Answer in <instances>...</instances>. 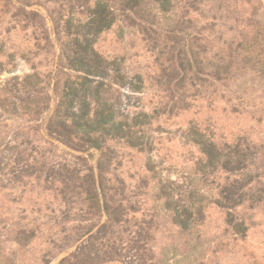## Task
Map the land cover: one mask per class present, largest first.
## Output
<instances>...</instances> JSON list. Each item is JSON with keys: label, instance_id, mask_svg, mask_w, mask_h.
I'll list each match as a JSON object with an SVG mask.
<instances>
[{"label": "rangeland", "instance_id": "obj_1", "mask_svg": "<svg viewBox=\"0 0 264 264\" xmlns=\"http://www.w3.org/2000/svg\"><path fill=\"white\" fill-rule=\"evenodd\" d=\"M97 1L0 0V264H264V204L229 217L216 204L217 184L202 180L204 157L190 142L196 127L221 145L246 138L264 146V0L232 1L238 23L221 30L206 22L203 5L189 23L178 9L175 20H159L156 48L132 20L98 36L95 50L121 64L126 79L142 76L143 88L114 85L109 97L120 98L126 137L81 154L53 140L50 121L65 81L75 77L61 59L62 43L87 23ZM240 40L253 52L228 50ZM216 54L229 70L213 78L208 65ZM181 63L194 71H181ZM170 66L180 77L199 74L179 88L167 77ZM30 74L44 95L22 93ZM99 163L105 201L87 194L83 175L68 181L73 170L97 171ZM228 177L220 173L216 183ZM159 182L203 199L191 234L164 208ZM230 218L244 221L247 233L233 230Z\"/></svg>", "mask_w": 264, "mask_h": 264}, {"label": "trees", "instance_id": "obj_2", "mask_svg": "<svg viewBox=\"0 0 264 264\" xmlns=\"http://www.w3.org/2000/svg\"><path fill=\"white\" fill-rule=\"evenodd\" d=\"M232 1L237 4L236 0H117L116 5H111L105 0L97 1L87 11V23L76 27L77 33L62 43L61 59L66 61L68 69L75 74V77L65 81L59 103L51 118L50 129L55 130L51 132L52 134L56 132L55 136L52 135L53 140L75 153L87 154L91 150L103 152L108 141L126 137L122 130L123 122L119 118L122 114L120 98L113 101L109 96L115 84L129 85L135 91L142 90L143 78L137 75L127 80L122 73L121 64L100 55L95 50L98 36L111 30L121 19L132 20L149 42L154 44L153 48H156L162 43L160 40L162 34L157 28L161 24L160 19L175 20L179 17L178 9H180L185 13L181 18L188 16L187 23H189L193 21L189 17L190 12L192 10L199 12L198 6L203 5L202 11L206 22L209 20L212 29L219 27L221 30L237 19L238 11L231 10L230 7ZM236 21L238 23V20ZM248 43L245 40L232 41L228 50L243 49L253 52V46L246 48ZM184 67L191 72L194 71L190 64L181 63L179 68L182 71ZM208 68L213 78H218V75L226 74L229 70L225 58L217 54L212 58ZM169 73L167 77L172 79L171 82H176L179 88L184 87L186 81H191L189 75L197 79L199 74L195 72L180 77L171 66ZM57 75L58 72H54L55 78ZM38 80L37 74H30L22 79L20 84L22 93L29 95L30 99L31 93L34 96L44 95L36 88L40 84ZM33 103L34 100L31 104ZM35 109L34 114H40V111ZM138 122L136 120V124H140ZM190 137L192 138H189L190 142L199 147L204 157L198 164L202 180L205 183L211 180V184H217L219 193L216 204L228 211L229 217H234L232 213L238 208L249 205L253 209L264 204L263 145H257L246 138H239L233 144L221 145L208 139L196 127L190 130ZM130 140L132 147L143 151L142 143L139 141L135 143L132 138ZM95 170L93 167L88 173L83 171L85 173L80 174V171L75 169L68 181L69 183L79 181L83 175V180L91 187L87 194L94 199L105 201L110 196L107 195L104 186L103 178L106 173L101 163L98 164L97 171ZM149 171L154 172L152 168ZM220 173L229 175L224 183H216L215 176ZM159 183V191L165 202L164 208L174 212L175 223L181 229V233L191 234L203 217V199L199 198L195 190L186 194L182 191V187H174L173 183ZM73 192L79 195L76 191ZM231 218L228 223L233 230L245 235L248 228L244 221L234 222Z\"/></svg>", "mask_w": 264, "mask_h": 264}]
</instances>
